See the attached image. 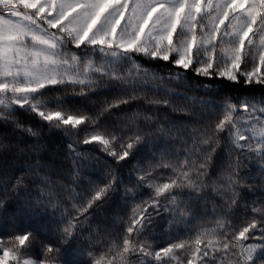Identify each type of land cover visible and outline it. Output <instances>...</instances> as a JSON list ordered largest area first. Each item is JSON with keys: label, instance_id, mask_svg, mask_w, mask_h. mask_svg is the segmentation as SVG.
I'll use <instances>...</instances> for the list:
<instances>
[{"label": "snow or ice", "instance_id": "1", "mask_svg": "<svg viewBox=\"0 0 264 264\" xmlns=\"http://www.w3.org/2000/svg\"><path fill=\"white\" fill-rule=\"evenodd\" d=\"M72 48L87 51L80 56ZM92 53L104 63L98 66ZM134 56L171 61L177 69H192L209 79L239 83L243 78L246 86H264V0H0V119H9L19 106L58 129L79 132L81 126L91 125L95 130H85L81 143H98L117 162L125 161L141 143L140 135L120 142L118 151V137L99 131L97 120L72 110H43L38 96L46 88L63 85L80 86L78 95H87L85 89L94 91L103 79L121 89L152 87L147 78L156 79V75L134 61ZM174 78L178 83L179 73ZM168 79H173L172 73ZM157 90L169 91L159 86ZM134 98L133 93L117 99L104 111ZM149 103L169 106L171 101ZM258 103L246 98L238 104L219 105L217 119L192 133L193 149L184 159L156 165L170 168L173 176L163 183L149 179L151 172L138 177L148 180L150 199L133 209L122 242L114 241L108 248L114 255L102 254L93 264H264V206L252 208L259 218L253 216L242 226L217 221L194 237L158 249L140 239L151 227L149 209L158 213L161 198L175 205L174 192L187 189L201 194L209 187L206 178L222 146L221 137L229 147L230 172L212 190L227 198V208H235L239 189L247 186L241 177L247 171L241 168V156L248 153L244 158L264 173V99ZM232 150L240 155H232ZM115 184V177H110L98 186L79 212L86 213ZM73 227L69 223L61 230L60 242L65 246L75 237ZM32 244L30 232L0 239V264H57L60 249L52 244L40 248L41 259L25 258L31 255Z\"/></svg>", "mask_w": 264, "mask_h": 264}, {"label": "trees", "instance_id": "2", "mask_svg": "<svg viewBox=\"0 0 264 264\" xmlns=\"http://www.w3.org/2000/svg\"><path fill=\"white\" fill-rule=\"evenodd\" d=\"M133 59L156 75V79L147 78L152 87L121 89L116 82L103 79L98 80L94 91L85 89L87 95H78L80 86L63 85L46 88L38 96L44 102L43 110H72L97 120L99 131L109 138L113 134L118 137V151L120 142L140 135L141 143L125 161L117 162L98 143H81L85 130H95L91 125L81 126L79 132L58 129L19 106L9 119H0V239L32 233L31 255L26 256L39 260L40 248L52 244L60 249L57 264H93L102 254L110 258L114 253H108V248L114 241L122 242L133 209L143 206L152 195L146 187L148 180L140 181L138 177L151 172L149 179L163 183L173 176L170 168L156 165L184 159L193 149L192 133L217 119L219 105L226 101L238 104L246 98L257 103L264 99V86H246L243 78L232 83L196 75L192 69L185 72L173 67L171 61L144 56ZM124 67L129 69L131 65ZM169 73L173 74L172 80L168 79ZM176 73L180 75L178 83ZM157 86L169 91H158ZM133 93L131 102L104 111L107 104ZM152 99H168L171 104L149 103ZM221 140L206 178L208 188L201 194L187 189L174 192L177 204L161 198L158 213L149 209L151 227L140 239L147 240L154 249L194 237L217 221L239 227L253 216L259 218L251 209L264 206V173L255 162L250 165L244 158L248 153L241 156V168L247 169L241 177L247 186L239 189L235 208H227V198L212 190L226 181L230 172L229 147L223 137ZM232 155L240 154L232 150ZM110 177H115L116 184L107 196L80 213L94 190ZM69 223L74 225L75 237L65 246L60 242L61 230Z\"/></svg>", "mask_w": 264, "mask_h": 264}, {"label": "rangeland", "instance_id": "3", "mask_svg": "<svg viewBox=\"0 0 264 264\" xmlns=\"http://www.w3.org/2000/svg\"><path fill=\"white\" fill-rule=\"evenodd\" d=\"M71 51L74 52L77 55L83 56L84 52L87 51V50L86 49H83V48H81V49L72 48ZM91 55L93 56V59L96 61V63H97L98 66L100 65V64H98V62H101L102 64L104 63V61L102 59H100V61H97V60H99L98 59L99 54L96 55V53L95 54L92 53ZM258 106H259V104H258ZM25 258L35 259L33 257H28V256H25ZM116 264H119V262L117 261ZM152 264H155V262H152ZM173 264H175V262H173Z\"/></svg>", "mask_w": 264, "mask_h": 264}]
</instances>
